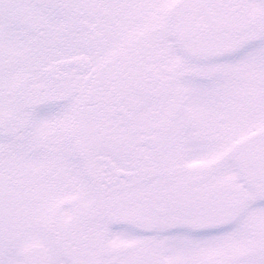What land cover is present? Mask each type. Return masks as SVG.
<instances>
[{"label": "snow or ice", "instance_id": "snow-or-ice-1", "mask_svg": "<svg viewBox=\"0 0 264 264\" xmlns=\"http://www.w3.org/2000/svg\"><path fill=\"white\" fill-rule=\"evenodd\" d=\"M0 264H264V0H0Z\"/></svg>", "mask_w": 264, "mask_h": 264}]
</instances>
